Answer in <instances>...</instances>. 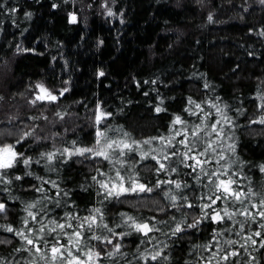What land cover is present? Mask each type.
Listing matches in <instances>:
<instances>
[{
    "label": "trees",
    "instance_id": "obj_1",
    "mask_svg": "<svg viewBox=\"0 0 264 264\" xmlns=\"http://www.w3.org/2000/svg\"><path fill=\"white\" fill-rule=\"evenodd\" d=\"M0 5V145L14 144L32 161L25 166L21 160L6 174L0 170V203L5 205L0 212V264H52L50 246L55 240L76 254L60 229L49 234L54 227L50 221L83 223L80 230L88 237V247L100 253L94 264H264V219L259 216L261 209L252 207L259 196L247 203L254 219L237 214L232 220L213 222L211 215H204L208 209L201 210L208 202L200 198L208 192L209 180L199 167L193 172L184 167L193 161L182 163L184 157L177 155L164 161L177 172L158 174L159 165L151 159L173 150L187 151L178 141L193 125L211 133L207 126L221 120L215 104L233 126L224 123L223 136L205 139L216 141L217 151L224 152L220 164L236 161L231 168L240 173L242 190L251 187L264 193V172L259 167L264 164V125L251 123L264 115L260 0H0ZM109 10L113 15H108ZM38 85L56 99L37 100L43 97ZM98 105L111 113L102 125L96 124ZM157 107L162 111L157 112ZM177 116L185 123L174 124ZM98 129L110 140L135 141L139 148L132 144L135 151L125 150L123 157L113 154L110 160L91 153L69 155L76 148L96 146ZM25 133L31 135L16 144ZM150 139L151 144H143ZM233 142L235 153L228 151ZM144 151L150 155L142 160ZM47 153H55L51 162L41 156ZM213 156L203 166L206 171L220 168ZM117 171L153 191L108 196L101 183L111 188ZM158 180H175L182 187L158 188ZM165 192L177 196L175 206ZM31 204L35 207L28 208ZM214 208L231 212L243 205L217 201ZM90 216L101 225L92 231L84 223ZM128 216L156 224L159 231L149 233V242L131 226ZM181 221L182 232L173 235ZM197 221L196 227H187ZM8 227L14 231H7ZM18 231L33 239L35 246ZM63 231L71 234L74 229ZM93 234L107 236L112 244L91 239ZM248 236L256 243L246 240ZM115 245L120 246L118 252ZM81 249L87 250L83 242ZM156 251L160 257L152 260Z\"/></svg>",
    "mask_w": 264,
    "mask_h": 264
},
{
    "label": "snow or ice",
    "instance_id": "obj_2",
    "mask_svg": "<svg viewBox=\"0 0 264 264\" xmlns=\"http://www.w3.org/2000/svg\"><path fill=\"white\" fill-rule=\"evenodd\" d=\"M261 4H264V0H260ZM0 7H3V5H0ZM30 15V14H28ZM108 15H113L111 10H109ZM212 17L209 16V20H211ZM72 22L75 21V16L71 17ZM100 75H103V73H100ZM42 92H46V90L39 86ZM67 91V89H65ZM44 97L37 96V100L43 99ZM48 99L55 100L56 97L52 96L51 94H48ZM262 100H264V96L261 97ZM189 103H193L191 100ZM213 107H216L217 112L221 116V120H217L207 127L211 128V133H208L206 128H202L200 124L193 125L190 129L186 131L184 134V138L178 141L179 144L183 145L184 148L187 150L183 153H180L178 150H173L170 154H165L162 156V158H157V155H151V159L155 160L156 163L159 165L157 168V173L159 174L162 171H168L170 173L177 172V169L175 167H170V164H166L164 161L171 162L172 157L177 155H182L184 157V160L181 162L184 163V161L191 160L193 163H184V167L191 168L193 172L196 171V169L199 167L200 172L206 176L209 180L208 184V192L202 196L200 199H207V203L203 204L201 207L202 212H204V209H208L207 212H204L205 216L211 215V219L213 222L217 223H223L225 219L232 220L237 214L244 215L246 219L253 218L252 213L249 211L247 207V203H250V198L253 196H259V203L258 204H252L253 208H260L261 211L259 212V216L261 219H264V193H258L253 192L251 187L247 189V191H244L240 188V173L238 171H233L231 168V165L233 163H236V161H231L230 163L220 164L221 161H225V155L223 151H217L216 148V141L211 139H205V137L210 135H215L216 137H221L224 135V123H226L229 126L232 125L231 119L228 118V116L224 113L222 109H220L217 105H212ZM196 108H200V105L197 104ZM261 108H264V104L261 105ZM157 112L162 111L161 108L157 107ZM201 111H203L201 109ZM195 114V113H193ZM111 115V113L103 112L101 107L98 105L96 110V124L102 125L103 122L108 119V117ZM223 121V123H222ZM174 124H184L185 122L181 119V117L177 116L175 120L173 121ZM251 123H259L264 125V115H262L258 120H253ZM190 133V135H189ZM203 133V135H201ZM31 135L30 133H25L24 137H22L20 140L16 141V144H20L21 141L26 138L27 136ZM127 133H124V136H127ZM176 135H181L179 131L176 132ZM97 141L96 146L93 148H76L74 152H69V150L66 148L64 151L69 152V155H85L86 153H91L95 156H101L106 160H110L113 154L118 153L120 157L126 156V151H135L136 148H139V144L135 141L132 142V144H136V148L132 147V144L126 143L124 140H110L106 138V134L103 131L97 130ZM194 138V140L192 139ZM156 139V138H152ZM161 140L164 138L161 137ZM174 139V137H173ZM152 140H145L143 141V144L148 145L151 144ZM203 145L202 150L196 151V149ZM170 146V145H169ZM151 153H155V149L150 150ZM228 151L231 153H235V144L234 142L232 144L228 145ZM214 154V156H213ZM47 156V160L51 162L53 160V157L55 153H47V154H41V156ZM150 155L149 151H144L141 155V159H146ZM213 156L215 159V162L217 164H220V168L217 171H206L204 169V165L208 164L210 162L209 157ZM203 158V159H201ZM23 161V164L25 166H30L31 164V158H26L24 156V153L18 152L16 150V145L14 144H2L0 145V170H3V173L6 174V172L13 167H15L16 164H18L20 161ZM38 162V161H37ZM121 167L124 166L123 162L120 161ZM260 171L264 172V164L260 165ZM28 175H31V173H28ZM103 175V173H101ZM223 177V178H222ZM246 178V177H245ZM3 179L2 174H0V180ZM15 179L20 180L22 177L16 176ZM95 180L96 177H93ZM196 179L199 181L200 176L197 175ZM116 182H113L111 184V188H109V185L106 183H101L98 181V183H101V187L107 189V195L112 196L115 195L119 197L120 195L127 193V192H152L153 188L147 186L146 184L139 183L138 180L135 177H125L122 176L120 171H117ZM5 183H10V181H4ZM130 182L129 187H125V183ZM45 183H49V181H45ZM53 186H56L55 181H51ZM162 184H174L175 188L177 190L181 189L182 185L181 183L175 181V180H168V181H157L156 187H161ZM184 187H187V185H184ZM39 190V189H37ZM165 196L169 197L171 201L173 202V206H175V201L177 200L176 195H170L169 192H165ZM181 199L187 200V196H182ZM217 201H225L229 204V206L234 204H240L243 205L242 209L239 210H233L228 211L227 208L222 209L221 212H223V215H221V212H217L214 208L215 205H217ZM247 201V202H246ZM28 208H34L35 204H31L27 206ZM188 207H194V205L189 204ZM5 211V205L3 203H0V212ZM99 209H94V212H99ZM212 213H215L212 215ZM29 216H32L33 220L36 219V217L33 215L31 211H29ZM122 216L124 214H121ZM74 219V218H73ZM102 220V217H101ZM127 221H131V226L137 231L143 234L145 237L148 238L149 242L151 240V237H149V233L153 231H159V229L156 227V224L153 223H142L137 222L133 217L128 216ZM126 221V223H127ZM51 224L54 225L49 230V234L52 232H55L56 229H60L61 233L63 235L69 236V244L72 245V248L76 250V254L73 253L72 249H69L62 245L59 240H55L51 246H50V260L52 264H94V258L99 259L100 253L95 251L94 247H88L87 241L88 237L85 236L84 231L80 230L83 229V223L81 225L75 226L73 224H61L56 221H50ZM84 223L87 224V229L89 231H92L94 227H100L101 225L97 223L95 216L85 217ZM183 222L177 223V226L175 227L173 231V235L176 233L182 232L181 224ZM200 221H197L194 224H189L187 227H196ZM25 226L27 227V221H25ZM119 227V225H117ZM46 227V226H45ZM45 227H42L40 229L41 232L45 231ZM67 228H72L74 231L69 234L65 233L63 230ZM103 227L107 229L109 233L112 235H115V232L108 227L107 224H103ZM261 228L264 229V224H261ZM9 232L14 231L12 227H8L6 229ZM31 231V229H29ZM225 231H233L232 229H225ZM243 231V228H242ZM17 235L21 236L22 238L27 240V243L29 245H34V240L29 239L25 236V233L23 231H18L16 233ZM125 235L127 233H124ZM216 235H219L217 232ZM236 235H241L240 232H237ZM255 236H262L261 232H255ZM74 237V238H73ZM42 242L44 244H48V240L46 238H41ZM91 239L97 240L101 243H107L112 244V240L108 239L107 236H99L93 234L91 236ZM246 240L251 241L252 244H255L256 241L252 239L251 236L246 237ZM83 245L85 248H87L86 251H82L81 245ZM264 242V240H262ZM143 243V241H142ZM228 244H235L236 241L234 240H228L226 241ZM243 247V245H241ZM115 251H119L120 246L115 245L114 246ZM36 251L38 253L41 252L40 247H36ZM238 252H232L230 255H238ZM109 257L113 255L112 252H109L107 254ZM82 257H86L87 259H83ZM160 257V252L156 251L154 255L151 256L152 260H157ZM43 258V257H42ZM166 259V257H165ZM223 259L227 260L228 255H225Z\"/></svg>",
    "mask_w": 264,
    "mask_h": 264
},
{
    "label": "rangeland",
    "instance_id": "obj_3",
    "mask_svg": "<svg viewBox=\"0 0 264 264\" xmlns=\"http://www.w3.org/2000/svg\"><path fill=\"white\" fill-rule=\"evenodd\" d=\"M46 90V89H45ZM48 94H51L49 91H47L46 90V92H42L41 91V95L44 97V98H46V99H48L47 97H48ZM52 96H54V94H51Z\"/></svg>",
    "mask_w": 264,
    "mask_h": 264
}]
</instances>
